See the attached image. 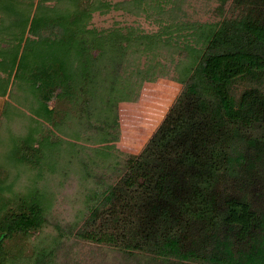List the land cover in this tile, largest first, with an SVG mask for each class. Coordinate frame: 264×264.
<instances>
[{
	"label": "trees",
	"instance_id": "trees-1",
	"mask_svg": "<svg viewBox=\"0 0 264 264\" xmlns=\"http://www.w3.org/2000/svg\"><path fill=\"white\" fill-rule=\"evenodd\" d=\"M216 1L148 34L89 25L177 0H0V264H264V0ZM164 55L180 92L124 155L119 104Z\"/></svg>",
	"mask_w": 264,
	"mask_h": 264
},
{
	"label": "rangeland",
	"instance_id": "rangeland-1",
	"mask_svg": "<svg viewBox=\"0 0 264 264\" xmlns=\"http://www.w3.org/2000/svg\"><path fill=\"white\" fill-rule=\"evenodd\" d=\"M119 1V0H117ZM180 5L179 10L174 9L175 5L169 3L164 8L162 15H157L153 11V22L148 21L142 15L131 16L119 12L102 15L95 13L89 27L103 30L115 24L127 25L139 28L144 33H156L161 25L167 20L169 13L175 16L185 14L180 21L189 22H211L215 20L214 8L218 5L216 0H177ZM158 18L159 21H154ZM162 24H161V23ZM162 62V69L156 72L152 82L143 81L137 91L136 100L120 103L118 107L119 140L115 144L116 149L124 155H138L147 140L155 132L158 125L164 118L166 112L180 92L181 86L173 79V65L170 56ZM145 61V57L139 62V68ZM106 179L116 180L117 176L112 171H106ZM65 200L63 204H58L56 212L63 215L67 206ZM80 262L82 264H94L98 261L95 258L107 253L93 245L80 244L78 246ZM95 257V258H94Z\"/></svg>",
	"mask_w": 264,
	"mask_h": 264
},
{
	"label": "crops",
	"instance_id": "crops-1",
	"mask_svg": "<svg viewBox=\"0 0 264 264\" xmlns=\"http://www.w3.org/2000/svg\"><path fill=\"white\" fill-rule=\"evenodd\" d=\"M3 105H4V99L0 97V113H1Z\"/></svg>",
	"mask_w": 264,
	"mask_h": 264
}]
</instances>
